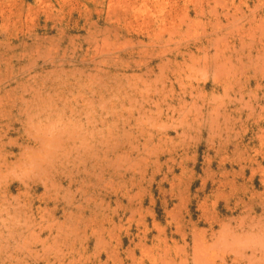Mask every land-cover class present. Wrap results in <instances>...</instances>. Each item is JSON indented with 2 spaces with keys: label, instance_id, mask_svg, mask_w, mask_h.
<instances>
[{
  "label": "rangeland",
  "instance_id": "1",
  "mask_svg": "<svg viewBox=\"0 0 264 264\" xmlns=\"http://www.w3.org/2000/svg\"><path fill=\"white\" fill-rule=\"evenodd\" d=\"M0 264H264V0H0Z\"/></svg>",
  "mask_w": 264,
  "mask_h": 264
},
{
  "label": "bare ground",
  "instance_id": "2",
  "mask_svg": "<svg viewBox=\"0 0 264 264\" xmlns=\"http://www.w3.org/2000/svg\"><path fill=\"white\" fill-rule=\"evenodd\" d=\"M245 43V42H244ZM248 44V43H247ZM246 43H245V45H247ZM250 44V43H249ZM243 45V44H242ZM250 46H251V44H250ZM248 47V46H247Z\"/></svg>",
  "mask_w": 264,
  "mask_h": 264
}]
</instances>
